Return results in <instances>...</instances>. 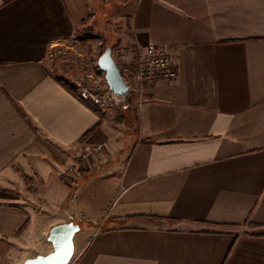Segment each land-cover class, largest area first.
Here are the masks:
<instances>
[{
	"label": "crops",
	"instance_id": "crops-1",
	"mask_svg": "<svg viewBox=\"0 0 264 264\" xmlns=\"http://www.w3.org/2000/svg\"><path fill=\"white\" fill-rule=\"evenodd\" d=\"M86 19L119 64L151 43L177 63L128 134L52 58ZM71 220L78 264H264V0H0V264Z\"/></svg>",
	"mask_w": 264,
	"mask_h": 264
},
{
	"label": "rangeland",
	"instance_id": "rangeland-1",
	"mask_svg": "<svg viewBox=\"0 0 264 264\" xmlns=\"http://www.w3.org/2000/svg\"><path fill=\"white\" fill-rule=\"evenodd\" d=\"M111 35L112 33L108 30V27L101 25L98 21L94 22L86 19L82 22L75 38L63 42L59 47H56L55 50H53L52 58L56 64L59 65L58 69H60L61 76L63 75L66 77L65 82H68L67 84L74 91L82 93L85 90H89L96 93L98 92V94H103V92L109 88L105 77L106 73L99 66V58L110 45L113 46L114 51L119 50L117 48V40ZM148 45H146L140 52L143 53ZM119 65L124 70L125 78L132 87L124 98L125 101L108 108H104L97 103L94 104L100 115L111 118L122 134H128L136 127L134 110L137 107L139 86L149 82L144 80L137 81L136 75L139 72V69L138 72L135 71L133 65L125 66L124 64L122 65V63ZM125 105L128 107L124 108ZM104 148L105 146H103L101 150H96L86 156L94 157L98 153H101ZM69 179L71 181H76L75 178ZM76 221V223L81 225L83 230L85 227L83 222H80V220ZM83 236V231L75 236V243L77 241V244H75V253L79 251L81 246L80 239Z\"/></svg>",
	"mask_w": 264,
	"mask_h": 264
},
{
	"label": "water",
	"instance_id": "water-1",
	"mask_svg": "<svg viewBox=\"0 0 264 264\" xmlns=\"http://www.w3.org/2000/svg\"><path fill=\"white\" fill-rule=\"evenodd\" d=\"M99 66L105 71L108 86L114 93L119 95L129 93L130 85L113 56L111 46L107 47L100 56ZM81 230V225L74 221L54 225L48 237L53 251L29 258L23 264H68L75 254V236Z\"/></svg>",
	"mask_w": 264,
	"mask_h": 264
},
{
	"label": "built area",
	"instance_id": "built-area-1",
	"mask_svg": "<svg viewBox=\"0 0 264 264\" xmlns=\"http://www.w3.org/2000/svg\"><path fill=\"white\" fill-rule=\"evenodd\" d=\"M178 77V66L171 55L168 48L165 46L151 43L149 44L143 53L140 54V66L139 72L136 75L137 81L153 82H170ZM132 87L130 86V89ZM80 97L84 100H90L97 103L104 108H108L112 105L123 103L125 101V95H119L114 93L110 88L98 94V92L85 90L79 93ZM128 106L125 105L124 108ZM103 144H98L94 149L88 150L87 154L93 153L96 150H101ZM68 264H78V256L74 254Z\"/></svg>",
	"mask_w": 264,
	"mask_h": 264
},
{
	"label": "trees",
	"instance_id": "trees-1",
	"mask_svg": "<svg viewBox=\"0 0 264 264\" xmlns=\"http://www.w3.org/2000/svg\"><path fill=\"white\" fill-rule=\"evenodd\" d=\"M102 55V54H101ZM121 67V66H120ZM121 69H122V67H121ZM124 70L122 69V72H123ZM123 74H124V72H123ZM96 110V109H95ZM96 112H98L97 110H96ZM93 131H94V129H92V130H89L85 135H84V137L82 138V140H85L86 138H88L92 133H93ZM79 181H80V179L79 180H77V181H72V182H75L74 184L76 185V186H79ZM154 219H159V218H154Z\"/></svg>",
	"mask_w": 264,
	"mask_h": 264
}]
</instances>
